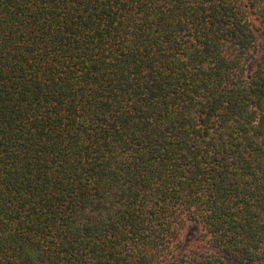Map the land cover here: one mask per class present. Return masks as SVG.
Returning a JSON list of instances; mask_svg holds the SVG:
<instances>
[{"label":"trees","instance_id":"obj_1","mask_svg":"<svg viewBox=\"0 0 264 264\" xmlns=\"http://www.w3.org/2000/svg\"><path fill=\"white\" fill-rule=\"evenodd\" d=\"M263 38L264 0H0V264H263Z\"/></svg>","mask_w":264,"mask_h":264},{"label":"rangeland","instance_id":"obj_2","mask_svg":"<svg viewBox=\"0 0 264 264\" xmlns=\"http://www.w3.org/2000/svg\"><path fill=\"white\" fill-rule=\"evenodd\" d=\"M263 44H264V38H263ZM196 229L194 228L193 225H189L187 229V234L189 236V239L193 238L195 235ZM264 264V263H263Z\"/></svg>","mask_w":264,"mask_h":264}]
</instances>
